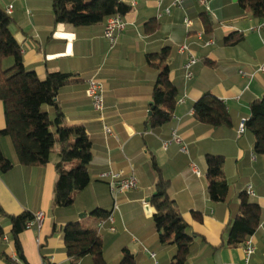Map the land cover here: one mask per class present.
Here are the masks:
<instances>
[{"label": "crops", "instance_id": "1", "mask_svg": "<svg viewBox=\"0 0 264 264\" xmlns=\"http://www.w3.org/2000/svg\"><path fill=\"white\" fill-rule=\"evenodd\" d=\"M119 1L131 11L122 17L126 28L111 49L102 33L94 32L82 38L75 27L54 24L52 0H0L3 11L12 6L9 30L21 48L24 67L40 79L56 72L70 76L72 83L58 96L66 125L85 127L99 123L106 168L133 171L137 178V188L118 198L119 211L113 214L115 230L99 233L107 264H118L124 248L136 258L137 264H171L175 249L159 243L152 220L155 210L149 203L159 180L167 183L169 199L188 225L190 235L195 237L196 253L187 264H244V244L227 245L225 230L230 220L227 202L215 203L208 196L206 161L210 156L224 158L223 173L230 182L228 200L231 203L251 186L255 194L252 199L263 208L264 156L254 154L252 134L247 131L237 134L240 120L249 114L250 102L264 95V72L259 71L264 67V28L261 33L254 30L262 22L252 18L233 0H208V14L215 25L205 40L201 20L195 15L189 17L184 10L183 4H189V0H182L180 8L172 7L170 14L160 19L158 12L162 13L173 0H163L161 6L159 0ZM185 18L192 21L189 29L183 24ZM231 34L240 38L235 46L223 43ZM208 41L213 44L205 46ZM166 43L176 47L164 62L169 67L170 79L183 82L173 110L175 126L172 129L181 137L187 150L185 154L175 144L163 150L164 133H156L149 123L153 111L151 93L158 70L147 64L146 57L159 53ZM180 44H187L198 59L188 80L184 71L188 55L177 52ZM4 62L5 59L1 63L3 68ZM11 63L8 61L7 65ZM90 79L101 85L104 124L117 139L103 133V123L84 94ZM204 94L225 104L230 126L210 129L196 120L193 107ZM4 128V107L0 102V130ZM1 149L13 162V168L0 173V206L7 215L0 217L3 238H6L1 244L5 245L7 257V260L0 257V264H22L9 239L8 219L22 212L44 215L39 230L26 229L19 236L26 264L45 261L76 264L63 252L62 230L68 222L77 221L97 231L98 220L91 213L100 208L111 212L109 184L98 175L76 196L72 207L54 212L52 200L56 165L60 161L59 146H55L48 163L28 168L18 164L16 154L5 139L1 141ZM73 165L67 163L65 167L69 169ZM258 230V234L247 239L255 248L251 262L256 263L264 260V227Z\"/></svg>", "mask_w": 264, "mask_h": 264}, {"label": "trees", "instance_id": "2", "mask_svg": "<svg viewBox=\"0 0 264 264\" xmlns=\"http://www.w3.org/2000/svg\"><path fill=\"white\" fill-rule=\"evenodd\" d=\"M236 2L242 10L249 12L252 18L260 23L264 21V0ZM183 6L189 17L195 15L201 20L204 39L207 40L215 25L208 11L199 5L198 0H189V4ZM51 8L54 24L71 25L82 38L90 37L94 32L102 33L109 18L117 15L124 17L131 11L129 6L119 0H52ZM11 24L12 18L0 8V102L4 107L5 118V128L0 130V173H6L13 168V162L2 152L3 139L10 140L18 164L26 168L48 163L50 154L58 145L60 161L56 165L52 211L68 209L73 206L79 193L87 189L100 173L108 170L102 127L97 122L85 127L66 125L64 113L58 104V96L72 83L70 76L56 72L47 73L44 79H40L33 71L27 70L24 67L21 48L9 30ZM235 36L236 34H231L223 43L229 46L237 45L240 38ZM172 49L176 51V47L166 43L159 53L146 57L147 64L158 70L151 93L153 111L149 123L156 133H164V141L170 138V131L175 126L172 121L173 110L176 98L183 90V82L171 80L169 67L164 63ZM4 59L12 60L10 67H2ZM181 76L183 78L184 71ZM193 110L196 120L210 129L217 130L231 125L225 104L210 94H204L194 104ZM245 128L254 137V154L264 156V95L250 102ZM67 163L75 165L67 169ZM223 164L224 158L221 156L208 157L207 192L213 202L228 204L230 220L225 230L227 245H241L248 238L258 234L264 210L258 201L247 195L245 189L239 193L236 202L231 203L228 200L231 186L224 176ZM155 170L158 172L156 166ZM167 188V183L159 180L149 198V203L155 210L153 224L159 234V243L175 249L171 264H187L196 253L195 237L190 235L188 225L182 219L175 203L169 199ZM110 213V210L100 208L93 210L91 214L98 220L99 225L107 220ZM3 216L7 215L0 206V217ZM8 219L11 226L9 239L14 245L18 261L26 264L19 236L26 230V224L33 220V214L22 212L16 216H8ZM98 225L97 231L84 228L77 221L68 222L64 226L63 252L74 263H108L99 233L109 231V225L105 223L102 229H99ZM4 236L0 225V257L7 260L5 245L1 244ZM118 264H137V261L124 248ZM250 264H264V260Z\"/></svg>", "mask_w": 264, "mask_h": 264}, {"label": "built area", "instance_id": "3", "mask_svg": "<svg viewBox=\"0 0 264 264\" xmlns=\"http://www.w3.org/2000/svg\"><path fill=\"white\" fill-rule=\"evenodd\" d=\"M163 0H159V6H161ZM182 5V0H173L170 6L166 7L162 13L158 12L157 18L160 19L163 15H169L171 8H180ZM199 5L205 8L206 11H209V6H208V1L207 0H199ZM12 12V6L9 5L4 13L7 16H10ZM184 26L189 29L192 27V21L188 18H185L183 20ZM126 28V23L123 21L122 17L120 16H114L109 18L106 23L104 24L102 35L103 37L108 40L110 48L112 49L118 39V35L124 31ZM264 28V21L256 27L254 30L258 33H261L262 29ZM213 44V42L208 41L206 42L205 46ZM177 52L179 54H187L188 55V60L187 64L184 65V71H185V78L188 80L191 78L192 73H191V68L194 66L197 62L198 59H196L190 52L189 46L187 44H180L177 47ZM259 71L264 72V67H261ZM241 73V72H240ZM85 95L90 101V105L92 107L93 112L96 114L97 118L100 120V122L103 123V133L106 136H113L115 139L117 137L113 134L112 130L104 124V111H105V104H104V96H103V90L101 88V85L98 81L95 79H90L87 82V87L85 90ZM245 123H246V118H242L238 124V129H237V134L242 135L245 133L246 128H245ZM175 144L179 146V151L180 153H187L186 147L182 145V139L178 135L177 130L174 128L170 131V138L168 140H165L162 142V149L166 150L170 145ZM99 179L105 180L108 182L110 186V195L113 198V207L111 210L110 215L108 216L107 220L105 222H101L98 227L99 229H102L105 223L109 225V231H114L113 224L115 222L113 214L115 212L119 211V206H118V198L126 193H128L131 190H134L138 186V181L137 178L134 174L133 171L126 172L124 170H118V171H113L111 169H108L102 173L99 174ZM247 195L250 198L255 197L254 191L251 186H247L245 188ZM263 210H264V205H263ZM43 213L38 212L33 215V220L28 222L26 224V229H33L35 228L36 230L40 229V226L43 221ZM264 227V218L262 219L261 223L259 224V229H262ZM3 240L6 241V238H3ZM36 244L39 246L40 241L39 239L36 240ZM255 253V248L253 244L251 243L250 240H246L244 242V254H245V263L244 264H250L251 257ZM151 258L154 259L155 256L154 254H151ZM44 264H50L49 262L45 261ZM156 264V263H154Z\"/></svg>", "mask_w": 264, "mask_h": 264}, {"label": "rangeland", "instance_id": "4", "mask_svg": "<svg viewBox=\"0 0 264 264\" xmlns=\"http://www.w3.org/2000/svg\"><path fill=\"white\" fill-rule=\"evenodd\" d=\"M215 19H216V18H215ZM8 61H11V62H12L11 59H9V60L5 59V62H4V68H8V67L11 66V65H7ZM5 140L8 142L9 147L12 149V151L14 152V155H15V151H14L13 148H12V145H11V143H10V140H9L8 138H6ZM87 219H89V217H88ZM1 223H2V222H1ZM88 225H89V224H88ZM1 226L4 227L3 224H2ZM83 227H84V228H88V226H87L86 224H83Z\"/></svg>", "mask_w": 264, "mask_h": 264}, {"label": "water", "instance_id": "5", "mask_svg": "<svg viewBox=\"0 0 264 264\" xmlns=\"http://www.w3.org/2000/svg\"><path fill=\"white\" fill-rule=\"evenodd\" d=\"M233 1H235L236 2V0H233ZM151 104V103H150ZM147 210H148V207H147Z\"/></svg>", "mask_w": 264, "mask_h": 264}]
</instances>
